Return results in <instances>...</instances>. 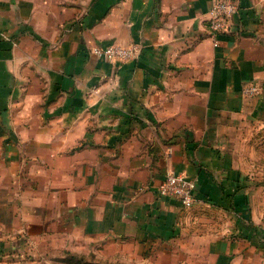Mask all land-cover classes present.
I'll list each match as a JSON object with an SVG mask.
<instances>
[{
	"label": "crops",
	"instance_id": "crops-1",
	"mask_svg": "<svg viewBox=\"0 0 264 264\" xmlns=\"http://www.w3.org/2000/svg\"><path fill=\"white\" fill-rule=\"evenodd\" d=\"M214 1L0 0V264H264V0Z\"/></svg>",
	"mask_w": 264,
	"mask_h": 264
},
{
	"label": "built area",
	"instance_id": "built-area-1",
	"mask_svg": "<svg viewBox=\"0 0 264 264\" xmlns=\"http://www.w3.org/2000/svg\"><path fill=\"white\" fill-rule=\"evenodd\" d=\"M240 5L233 0H215L208 18V30L214 38L215 45L219 43V37L230 29V21L239 13ZM90 53L99 59L109 63L119 64L130 59L140 57L142 47L138 43L128 45H93ZM245 95H253L260 92L257 85L245 86ZM198 178H190L182 173H170L156 187V193L161 197L175 198L180 201L184 208H191L198 203L197 194Z\"/></svg>",
	"mask_w": 264,
	"mask_h": 264
},
{
	"label": "rangeland",
	"instance_id": "rangeland-1",
	"mask_svg": "<svg viewBox=\"0 0 264 264\" xmlns=\"http://www.w3.org/2000/svg\"><path fill=\"white\" fill-rule=\"evenodd\" d=\"M78 258L83 259L84 261H87L89 263H94V264H130V263H124L121 261H109V260H103V259H99L96 256L93 255H77ZM67 257H69L68 255H65L64 257H56L54 258L52 261H48V262H41L38 264H74L73 262L69 263L68 261H62V259H66Z\"/></svg>",
	"mask_w": 264,
	"mask_h": 264
},
{
	"label": "trees",
	"instance_id": "trees-1",
	"mask_svg": "<svg viewBox=\"0 0 264 264\" xmlns=\"http://www.w3.org/2000/svg\"><path fill=\"white\" fill-rule=\"evenodd\" d=\"M69 257H67L66 259H62V261L66 260L68 261L69 263L73 262L74 264H94V263H89L87 261H84L83 259L81 258H78L77 254H68Z\"/></svg>",
	"mask_w": 264,
	"mask_h": 264
}]
</instances>
